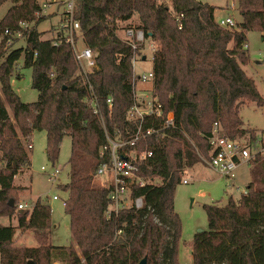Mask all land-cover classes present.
Instances as JSON below:
<instances>
[{"label":"trees","instance_id":"obj_1","mask_svg":"<svg viewBox=\"0 0 264 264\" xmlns=\"http://www.w3.org/2000/svg\"><path fill=\"white\" fill-rule=\"evenodd\" d=\"M8 2L12 6L0 21V217L16 214L18 229L32 232L37 246L14 245L17 228L0 225V264H139L144 258L148 264H180L183 226L175 192L184 171L200 163L196 148L208 154V137L217 123L229 139H256L255 130L244 128L240 112L251 103L264 107L255 80L244 70L250 63L248 34L259 32L264 41V0H237L242 22L231 28L219 25L207 0H75L77 40L97 53L89 82L105 128L87 104L88 84L79 74L68 30L58 25L56 35L44 39L38 27L51 15L39 16L41 1L0 0V9ZM22 22L32 24L23 36L26 46L13 48L19 39L4 30L15 32ZM122 23L155 43L153 95L163 107L155 125L174 112L176 128L138 145L139 151L153 152L139 174L155 182L133 190L144 207L108 217L109 190L95 182L105 161L100 150L106 131L129 138L137 128L128 115L136 102L133 60L143 48L134 50L118 37ZM21 60L33 71L37 102L24 103L11 85ZM147 119L145 127L151 125L152 118ZM35 132H46L45 153L53 166L64 139L71 137L69 182L61 186L68 193L70 246L50 241V205L38 199L32 211L17 212L21 189L15 179L30 171ZM251 177L248 194L238 202L230 198L224 206H204L209 228L193 240V264H264V156L252 161Z\"/></svg>","mask_w":264,"mask_h":264},{"label":"rangeland","instance_id":"obj_2","mask_svg":"<svg viewBox=\"0 0 264 264\" xmlns=\"http://www.w3.org/2000/svg\"><path fill=\"white\" fill-rule=\"evenodd\" d=\"M163 1L167 2V0ZM42 3L40 2L41 5ZM207 3L216 8V18L218 20L231 17L236 24L242 22V17L238 11L237 0H207ZM11 6L12 4L8 2L1 7L0 21ZM63 17L61 15V18ZM137 21L135 19L129 24H136ZM57 22L58 20L54 19L41 24L39 30L44 33V39H50L56 35V28L59 25H56ZM128 28V23H122L120 30L117 32L118 37L126 40L125 31ZM151 43L152 41L146 40L143 44V54H145L147 60H144V62L140 61L137 64L136 72L139 75H143L152 70L153 63L151 58L154 49L151 47ZM25 46L26 41L22 39L13 48ZM78 46L80 48L83 47L81 40ZM248 50L250 63L244 67V70L249 77L255 80L257 89L264 98V41L259 32H250L248 34ZM18 75L20 76L18 77ZM32 75V69L24 68L23 60H21L11 79L13 90L24 103H34L39 99L38 91L32 88ZM152 90L153 82L144 83L141 80L138 81L137 92L139 95L145 96ZM240 115L244 122L243 126L256 131H264V107L259 108L251 103L241 109ZM32 142L33 148L30 150L32 165L30 171H25L15 179V185L21 189L18 204L27 203L32 208L35 202L41 199L42 202L50 205L52 208V228L49 231L50 241L55 246H70L74 244V241L70 231V218L66 214L64 206L68 198V193L61 190V186L69 182L70 167L68 161L72 150L71 137L67 136L64 139L60 157L55 166L49 162L45 153L47 146L46 132H35ZM196 152L197 155L198 152L201 153L197 148ZM43 167L47 169L48 173H51L56 168L60 169L62 173L55 182L51 183L48 181L46 173L42 171ZM251 179V166H243L239 170L237 184L242 189H247ZM184 180H187L188 183L184 184L182 182L178 185L175 192V212L180 216L183 226L178 260L180 264H193V240L200 230L208 231L209 228L208 216L204 206L214 203L224 206L230 198L238 202L242 194L238 190L230 188V184L224 178L207 168L201 162L196 167L184 171L182 181ZM95 182L99 187H104L106 178L96 176ZM54 196H57L59 200L54 201ZM0 224L17 228L14 245L27 247L37 246V241L32 232L27 231L28 233L26 232V235L24 234L25 237H23L22 231L18 229L19 222L16 214L12 218L0 217Z\"/></svg>","mask_w":264,"mask_h":264},{"label":"built area","instance_id":"obj_3","mask_svg":"<svg viewBox=\"0 0 264 264\" xmlns=\"http://www.w3.org/2000/svg\"><path fill=\"white\" fill-rule=\"evenodd\" d=\"M41 1V0H40ZM54 3H60L63 7V22L61 29L66 28L68 35V42L71 45L74 60L77 64L79 74L82 76L85 84H88L90 97L87 99V104L93 109L94 113L99 116L100 122L104 127L103 117L99 114V106L95 96L93 87L89 82V75L97 68V53L83 44V47L78 46L80 25L74 20V7L75 0H52ZM48 4L44 2L42 5V12L39 16L45 15V9ZM182 16L179 17L180 29L182 24L180 22ZM236 22L228 17L219 22V25L224 28H231L235 26ZM32 24L22 22L20 23L19 30L11 32L9 29L4 30V35L25 40L23 38L26 30H29ZM126 42L132 45L134 50L143 47L145 43V36L142 31L128 29L125 31ZM2 37H0V44ZM58 47L59 42L53 43ZM153 53L155 52V43H151ZM142 48V54H143ZM140 58V59H139ZM139 59V60H138ZM138 60V61H137ZM147 60L145 54L136 56L133 60L134 67V83L136 102L131 108L128 120L136 125L135 132L129 138L122 136L120 132L116 136L111 137L106 131L107 143L100 150V156L104 163L97 170L96 176L106 178L105 186L109 190L110 206L107 211V216H118L121 212L126 210H141L144 207V200L141 197H134V188L145 187L152 182L145 181L140 176V166L147 163L153 157V152L148 149L142 151L138 150V145L142 141H146L150 137L163 138L165 132L176 128V119L174 112H170L163 121L155 125V120L162 118L163 107L158 102L157 98L153 95V90L145 96H141L137 92V83L139 80L142 82H154L155 74L153 70L143 75L136 72L137 64L140 61ZM153 62V57L151 58ZM109 112L112 113L113 100H108ZM152 118L151 125L145 127L148 119ZM105 128V127H104ZM255 141L253 142L250 136L243 139H229L223 135V129L220 124H215L212 134L208 137L209 151L207 155L198 152L200 162L213 172L224 178L230 185V188L241 191V188L236 185V178L239 169L245 165L251 166L252 161L257 156H264V131L255 133ZM198 150V149H197ZM42 171L48 176V181L53 183L61 175L60 169H54L51 173L47 172L45 167ZM187 184L188 181H182ZM242 195H247L248 190L241 191ZM53 200H59L54 196ZM65 206V204H64ZM32 208L26 204H18L17 212L32 211Z\"/></svg>","mask_w":264,"mask_h":264},{"label":"crops","instance_id":"obj_4","mask_svg":"<svg viewBox=\"0 0 264 264\" xmlns=\"http://www.w3.org/2000/svg\"><path fill=\"white\" fill-rule=\"evenodd\" d=\"M42 1H44L45 3H47L49 6H48V8H46L45 9V15H51V18L50 19H48L47 21H50V20H58V22H57V24L56 25H58L59 24V26H61V22H62V19L63 18H61V15H63V7H62V5L60 4V3H54V2H52V0H41V3H42ZM43 2V3H44ZM43 3H42V5H43ZM41 5V6H42ZM216 14H217V11H215V19L217 20V22H220L221 20H223V19H220V20H218L217 18H216ZM5 16V15H4ZM228 18V17H227ZM226 19V18H225ZM46 22V21H45ZM44 23V22H43ZM42 23V24H43ZM55 25V26H56ZM41 26V25H40ZM40 26L38 27V30H39V28H40ZM40 31V30H39ZM41 32V31H40ZM262 36V35H261ZM263 40V39H262ZM244 128H246L245 126H244ZM250 129V128H249ZM256 131V130H255ZM256 132H260V131H256ZM242 168V167H241ZM240 168V169H241ZM239 169V170H240ZM238 173H239V171H238ZM238 173H237V178H238ZM237 178H236V185L238 186V187H240L241 188V186H239L238 184H237ZM252 180V179H251ZM251 180H250V182H251ZM249 182V183H250ZM234 190H236V189H234ZM244 190H247V189H242L241 188V191H244ZM241 191H239V193L240 194H242L241 193ZM243 195H241V197H242ZM240 197V198H241ZM54 198V197H53ZM41 200V199H40ZM55 201V200H54ZM56 201H58V200H56ZM1 226H6V225H2V224H0ZM21 233H23V237H25L24 236V234L26 235V232H21ZM28 233V232H27Z\"/></svg>","mask_w":264,"mask_h":264},{"label":"water","instance_id":"obj_5","mask_svg":"<svg viewBox=\"0 0 264 264\" xmlns=\"http://www.w3.org/2000/svg\"><path fill=\"white\" fill-rule=\"evenodd\" d=\"M20 213H22V212H20ZM202 232H203V231L200 230V231L198 232V234H199V233H202ZM57 264H60V263H57ZM139 264H148V260H147V258H144Z\"/></svg>","mask_w":264,"mask_h":264}]
</instances>
